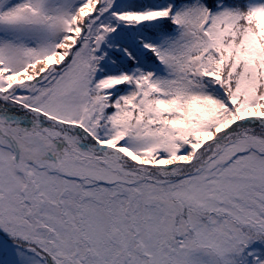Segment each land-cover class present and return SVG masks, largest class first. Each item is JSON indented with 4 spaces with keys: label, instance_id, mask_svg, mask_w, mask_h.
<instances>
[{
    "label": "snow or ice",
    "instance_id": "obj_1",
    "mask_svg": "<svg viewBox=\"0 0 264 264\" xmlns=\"http://www.w3.org/2000/svg\"><path fill=\"white\" fill-rule=\"evenodd\" d=\"M0 264H264V0H0Z\"/></svg>",
    "mask_w": 264,
    "mask_h": 264
}]
</instances>
